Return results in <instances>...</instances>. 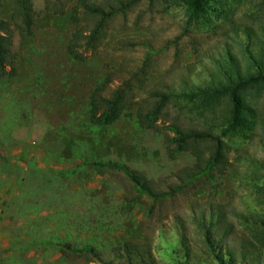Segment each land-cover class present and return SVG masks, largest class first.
<instances>
[{
    "label": "rangeland",
    "instance_id": "374dc122",
    "mask_svg": "<svg viewBox=\"0 0 264 264\" xmlns=\"http://www.w3.org/2000/svg\"><path fill=\"white\" fill-rule=\"evenodd\" d=\"M30 1L27 29L0 0V264H264V0ZM85 4L112 11L92 44ZM117 89L119 118L93 123ZM170 125L224 162L197 175Z\"/></svg>",
    "mask_w": 264,
    "mask_h": 264
},
{
    "label": "trees",
    "instance_id": "16d2710c",
    "mask_svg": "<svg viewBox=\"0 0 264 264\" xmlns=\"http://www.w3.org/2000/svg\"><path fill=\"white\" fill-rule=\"evenodd\" d=\"M202 0H188L193 6L197 7ZM19 6L21 10L23 24L27 29H30L32 23V7L30 0H19ZM85 12H88L92 15H97L100 17L99 21L96 22L94 28L91 30L88 43H93V41L98 37V33L100 31L102 25V18L109 16L112 14V11H104L101 7L96 6L94 4H85L84 5ZM5 29L3 21H0V75L5 71L6 58H7V40L6 36L1 33ZM75 39H77V35L75 34ZM71 40L69 44V52L72 53L75 57L78 55L74 52L73 43ZM234 99L236 100V93H232ZM124 97V91L122 89H117L113 92V95L109 98L102 97L100 98V105L97 107L93 106L91 109L90 120L100 126H105L117 118H119L122 109V99ZM98 107H100L98 109ZM159 114V108H153L148 110L145 114H141L139 117V123L145 125L147 127L153 126L155 123L157 116ZM170 129L175 133L174 137L171 138V142L173 147L170 149L171 154H179L185 150H187L190 146L195 148L194 155L197 160V166L201 168L196 174L207 175L209 171L218 167L219 164L224 162V144L220 140L218 136H213L209 133L203 131H195V130H184L177 125H170ZM226 130L222 132V135L226 134ZM211 142V148L209 150L208 156H204V152L196 149L197 146L201 143ZM203 165V166H202ZM130 179L134 183L135 188L140 193H146L148 196L153 198H161L169 193H156L152 190L149 185L147 179L141 174L135 171H127ZM80 251L84 250H92L90 247H85L84 249H79ZM148 264V263H145Z\"/></svg>",
    "mask_w": 264,
    "mask_h": 264
}]
</instances>
